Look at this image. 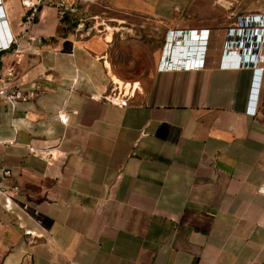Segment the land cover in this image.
Here are the masks:
<instances>
[{
  "label": "crops",
  "instance_id": "0c3cea01",
  "mask_svg": "<svg viewBox=\"0 0 264 264\" xmlns=\"http://www.w3.org/2000/svg\"><path fill=\"white\" fill-rule=\"evenodd\" d=\"M239 1L85 0L80 33L53 8L32 19L0 0L17 42L0 77L12 67L13 85L36 93L0 104V264H264V73L256 86L249 50L240 68L220 66L239 17L264 28V0ZM120 15L208 31L205 68L158 63L127 108L107 103L120 32L106 27ZM204 45L178 42L175 62Z\"/></svg>",
  "mask_w": 264,
  "mask_h": 264
},
{
  "label": "built area",
  "instance_id": "2783aa9c",
  "mask_svg": "<svg viewBox=\"0 0 264 264\" xmlns=\"http://www.w3.org/2000/svg\"><path fill=\"white\" fill-rule=\"evenodd\" d=\"M85 0H21V4L27 12H30L32 19L40 12L42 8L50 7L56 10L57 15L60 19H63L66 16H72L77 20L76 31L83 33L87 29H90L87 25V19L82 16L81 3ZM239 0H216V3L222 8H232L239 4ZM1 8V7H0ZM4 14L0 9V18ZM261 18L257 16H248V17H239L238 29H231L228 31L227 39L228 43L225 44L224 54L222 57L223 62L220 64L221 67L225 68H240L243 63V53L245 51L254 52V65L256 68V83L258 86V78H261L259 74L264 73V28H254L257 25V20ZM4 23V22H3ZM0 23V55L2 53L8 52L13 48V45L17 44L16 40L10 33V29L6 25ZM194 37V38H191ZM172 40L180 42L182 39L186 40L187 44H205V53L202 58L197 60H182L178 59V62H175L174 59V49L175 45L170 50L166 64L165 70H200L206 66V42L209 38L208 31H175L172 32ZM238 38V39H237ZM29 40L31 42H40L41 40L38 37L30 36ZM192 47V46H188ZM229 60V62H228ZM230 60H236L230 62ZM192 61V62H191ZM189 63V64H187ZM259 67V68H257ZM15 75V69L10 68L7 73L0 77V104L5 102L10 105L12 108L19 101L33 100L36 97L34 91L24 92L21 89L13 85V78ZM135 85V83L133 84ZM137 94H143V89L137 88L136 90L131 89L128 93L122 91L120 86L115 84L114 81L111 85V88L104 95L103 99L114 106L119 108H127L130 103L135 99ZM258 90L254 87L252 95V105L255 106L258 103ZM250 113H255L256 109L251 108ZM65 121V120H64ZM257 192L264 196V179L261 185L259 186Z\"/></svg>",
  "mask_w": 264,
  "mask_h": 264
},
{
  "label": "rangeland",
  "instance_id": "374dc122",
  "mask_svg": "<svg viewBox=\"0 0 264 264\" xmlns=\"http://www.w3.org/2000/svg\"><path fill=\"white\" fill-rule=\"evenodd\" d=\"M118 20L117 23L108 21L109 26L106 27L111 31L112 24L120 32L112 37L109 54L113 81L118 85L120 81L126 82L122 90L126 93L133 88L141 87L144 90L153 70L158 63L160 68L166 64L170 50L178 41L172 40V32L161 30L148 19L120 15ZM99 21L104 24L103 20Z\"/></svg>",
  "mask_w": 264,
  "mask_h": 264
},
{
  "label": "bare ground",
  "instance_id": "6f19581e",
  "mask_svg": "<svg viewBox=\"0 0 264 264\" xmlns=\"http://www.w3.org/2000/svg\"><path fill=\"white\" fill-rule=\"evenodd\" d=\"M180 42L182 43V47H181V48H179V50H185V49H186V47H183V44H184V45H187V42H186V40L182 39ZM203 43H205V42H203ZM206 43H207V42H206ZM175 46H176V45H175ZM197 48H198V47H197Z\"/></svg>",
  "mask_w": 264,
  "mask_h": 264
}]
</instances>
